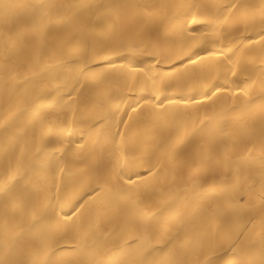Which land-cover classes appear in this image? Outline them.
Instances as JSON below:
<instances>
[{"label":"bare ground","instance_id":"obj_1","mask_svg":"<svg viewBox=\"0 0 264 264\" xmlns=\"http://www.w3.org/2000/svg\"><path fill=\"white\" fill-rule=\"evenodd\" d=\"M0 264H264V0H0Z\"/></svg>","mask_w":264,"mask_h":264}]
</instances>
